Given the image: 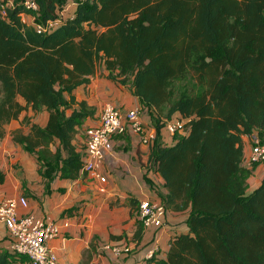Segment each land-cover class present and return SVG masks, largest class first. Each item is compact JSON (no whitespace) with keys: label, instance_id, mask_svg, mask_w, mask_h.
Segmentation results:
<instances>
[{"label":"trees","instance_id":"16d2710c","mask_svg":"<svg viewBox=\"0 0 264 264\" xmlns=\"http://www.w3.org/2000/svg\"><path fill=\"white\" fill-rule=\"evenodd\" d=\"M25 1L0 9V138L26 111L45 109L46 125L26 117L29 131H13V142L36 157L48 186L85 176L74 139L96 110L75 91L104 66L154 122L149 164L166 208L191 209L189 231L171 238L160 264H264V179L248 192L255 167L244 165L243 140L264 137V0H73L75 15L43 33L22 15L44 23L70 0H35L37 10ZM176 116L187 133L168 145L162 129ZM139 203L129 194L124 204L137 214ZM143 229L140 220L132 240ZM0 264L30 263L0 248Z\"/></svg>","mask_w":264,"mask_h":264},{"label":"crops","instance_id":"0c3cea01","mask_svg":"<svg viewBox=\"0 0 264 264\" xmlns=\"http://www.w3.org/2000/svg\"><path fill=\"white\" fill-rule=\"evenodd\" d=\"M68 6L73 17L77 3L69 1ZM107 74L104 66L99 67L90 82L75 91L78 100H86L96 110L93 117L85 120L74 139L77 150L82 154L86 151V130L99 123V115L106 102L123 110L139 107L141 121L155 127L149 111L142 110L139 98L132 94L130 88L109 80ZM26 117L32 123L45 126L49 114L45 109L42 113L29 110L19 120L5 125L4 138L9 137L13 144L8 145L9 148H15L16 145L12 140L13 131L20 128L26 133L29 131V125L24 122ZM253 135L243 137L245 157L251 153ZM173 137L163 127L162 142L172 145ZM18 148L22 150L20 157L0 155V165L7 173L6 182L0 184V200L25 195L30 200L28 211L49 216L60 224L64 223L65 218L69 219L70 227L65 228L59 237L49 241L60 264H160L168 259L171 238L189 231L187 220L191 209L168 210L164 226L158 229L144 228L141 240H132L140 228V219L129 205L124 204L126 198L132 194L139 202L151 199L164 203L168 190L162 177L149 164L150 145L143 144L139 135L131 129L114 138L113 154L107 156L103 167L107 177L104 193L99 191V181L87 175L76 180L55 177L49 186L46 185V181L38 173L36 157L30 156L20 146ZM14 162L18 163V167L13 168ZM18 177H26V184L23 185ZM263 179L264 162L255 166L249 179L248 192L259 186ZM72 207L78 209L71 215L63 216V212ZM106 243L130 245L133 250L116 256L112 251L102 249ZM0 248H10V237L3 223H0ZM151 250L154 253L149 257Z\"/></svg>","mask_w":264,"mask_h":264},{"label":"built area","instance_id":"2783aa9c","mask_svg":"<svg viewBox=\"0 0 264 264\" xmlns=\"http://www.w3.org/2000/svg\"><path fill=\"white\" fill-rule=\"evenodd\" d=\"M14 0H0V9L6 14V8L13 6ZM25 5L33 10L38 9L35 0H26ZM31 18L32 24L39 33L56 29L63 21L71 17L69 6L62 8L57 17L44 23H35L26 14L23 21ZM140 108L123 110L111 102L103 104L99 115V123L86 130V151L83 155L81 173L99 181L100 192H106L107 177L103 167L107 156L113 154L114 138L124 135L129 129L139 135L140 141L151 145L156 137L155 127L141 121ZM165 129L171 135L186 134V120L175 117L165 122ZM251 153L245 157L244 164L253 168L264 162V137L253 135ZM30 200L25 195L7 197L0 200V223H3L10 237V250L26 255L30 264H60L55 251L49 246V241L59 237L65 228L70 227V221L65 218L63 224L49 216L36 215L29 210ZM168 209L160 201L145 199L140 201L138 217L144 228L158 229L164 226ZM103 250L112 251L116 256L132 251V246L106 243ZM149 251V257L153 255Z\"/></svg>","mask_w":264,"mask_h":264},{"label":"rangeland","instance_id":"374dc122","mask_svg":"<svg viewBox=\"0 0 264 264\" xmlns=\"http://www.w3.org/2000/svg\"><path fill=\"white\" fill-rule=\"evenodd\" d=\"M72 1L73 0H70V2H72ZM26 21L29 24H32V22H33V20L31 18H28V17H27ZM43 111L44 110L40 111V113H42ZM68 113H71V110H68ZM26 116H28V115H26ZM8 145L9 146L13 145V144H11V139L9 137H8V139H6V138L0 139V155H2L4 157L10 156L12 158H17L18 156L20 157V153L22 152V150L20 148H18V146H16L15 144H14L15 148H9ZM8 152H9V154H8ZM30 156L34 157V155H32V154H30ZM17 165H18V163L14 162L13 163V168L18 167ZM18 180L20 182H22L23 185H25L28 179L26 177L23 178V179L18 177ZM27 195L30 196L31 194H27Z\"/></svg>","mask_w":264,"mask_h":264}]
</instances>
